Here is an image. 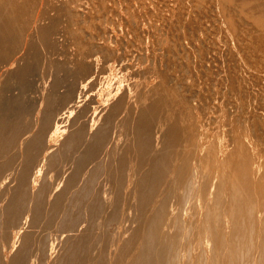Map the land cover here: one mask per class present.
<instances>
[{"label": "bare ground", "instance_id": "bare-ground-1", "mask_svg": "<svg viewBox=\"0 0 264 264\" xmlns=\"http://www.w3.org/2000/svg\"><path fill=\"white\" fill-rule=\"evenodd\" d=\"M0 264H264V0H0Z\"/></svg>", "mask_w": 264, "mask_h": 264}]
</instances>
